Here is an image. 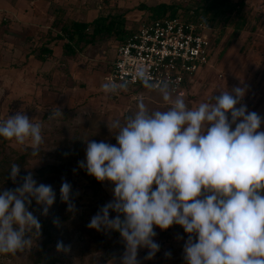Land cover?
I'll return each mask as SVG.
<instances>
[{"label": "rangeland", "instance_id": "obj_1", "mask_svg": "<svg viewBox=\"0 0 264 264\" xmlns=\"http://www.w3.org/2000/svg\"><path fill=\"white\" fill-rule=\"evenodd\" d=\"M210 1L0 0V121L23 111L30 119L39 118L33 122L41 123L44 137L40 156H32L27 146L0 138V187L17 186L8 179V169L18 163L20 176L31 172L37 184L51 185L56 193L47 216L41 214L43 206L32 202L29 210L42 227L40 235L32 237L31 249L16 255L0 254V264H120L125 251L120 235L105 247L106 232L87 227L99 209L113 199V185L98 182L79 168L78 162L85 160L86 140L116 144L117 129L110 131L107 122H123L137 110L139 99L149 110L166 107L157 91L145 87L134 89L130 85L116 95L101 90L126 35H118L116 29L134 30L154 16L152 7L165 3L177 6L176 12L192 11L208 18L213 29L209 65L179 95L186 104L194 107L220 91L239 86L246 89L241 103L264 119V0H228L217 8L213 19V9H205ZM75 21L90 23L89 34L95 26L109 21L116 28L90 45L69 43L75 53L68 55L63 47L67 39L56 35H62L63 27ZM49 41L52 52L40 61L38 50ZM58 107L64 115L49 119ZM260 130L264 131V123ZM48 167L53 171L46 170ZM64 180L72 185L74 212L60 199ZM57 218L58 226L53 223ZM154 231L160 250L152 259H145L148 249H139V264H186L183 246L188 235L183 228L173 225L166 230L155 227ZM58 242L70 246V251H57Z\"/></svg>", "mask_w": 264, "mask_h": 264}, {"label": "clouds", "instance_id": "obj_2", "mask_svg": "<svg viewBox=\"0 0 264 264\" xmlns=\"http://www.w3.org/2000/svg\"><path fill=\"white\" fill-rule=\"evenodd\" d=\"M137 78L157 91L166 107L149 110L139 99L137 110L123 122H107L110 131L117 129L116 144L86 140L79 168L113 185V199L87 227L120 234L125 243L120 264H139L141 248L148 249L145 259H152L160 250L154 228L173 225L188 235L186 264H264V119L241 103L246 89L220 91L189 107L182 96L173 97L169 82H152L142 68ZM127 87V81L108 80L101 90L116 95ZM62 115L58 107L48 118ZM38 119L23 111L8 115L0 121V138L40 156L42 125L33 122ZM20 172V164L12 163L8 179L17 186L0 187V254L30 250L42 227L29 210L33 200L47 216L56 199L51 185ZM72 197V185L62 181L60 199L69 212L76 211ZM57 251L69 252L70 246L58 242Z\"/></svg>", "mask_w": 264, "mask_h": 264}, {"label": "built area", "instance_id": "obj_3", "mask_svg": "<svg viewBox=\"0 0 264 264\" xmlns=\"http://www.w3.org/2000/svg\"><path fill=\"white\" fill-rule=\"evenodd\" d=\"M212 31L208 18L192 11L145 20L118 46L108 79L143 88L137 78L142 68L152 82L167 81L173 94L181 95L211 61Z\"/></svg>", "mask_w": 264, "mask_h": 264}, {"label": "trees", "instance_id": "obj_4", "mask_svg": "<svg viewBox=\"0 0 264 264\" xmlns=\"http://www.w3.org/2000/svg\"><path fill=\"white\" fill-rule=\"evenodd\" d=\"M228 0H211L207 6L205 7V9H213V16H209L210 19H213L215 17V15L217 14L216 12H218V7H221L224 3H227ZM243 2V0H241V3ZM168 9H170L169 11H167ZM176 9L177 6H169L165 3H161L157 6H154L151 8V10H154V16L153 17H158L164 13L170 12L171 14L176 13ZM219 12L223 13L225 11L223 10H219ZM152 17V18H153ZM90 26V23L88 22H83V21H75L72 22L69 26H64L63 27V34L62 35H56V38L58 39H63L66 38L67 42L66 44L63 45V47L66 50V54L71 55L73 53H75V49L72 45H70L69 43L71 42H80L83 43L84 45H90L93 44L98 38H103L102 36L105 35H109L111 34V32H113L115 30V26L113 21H109L105 26L104 25H97L93 28L92 32L89 34L86 30L88 29V27ZM116 32L118 33V35L120 34H126L125 37L122 39V41H124V39L128 36V34H130L132 31L131 30H119L116 29ZM123 35V36H124ZM49 42H47L46 44H44L43 47H41L38 50L37 53V58L40 61H44L45 60V54H51L52 49L51 47H49ZM43 53V54H42ZM136 89V88H134ZM53 167H48L46 170H51L53 171ZM115 213H110V218H114ZM155 230V228H154ZM118 235H120L118 232L115 231H111V232H106V234H104V243L105 247H107V245L110 243V241H112V239L114 237H117ZM46 242H48V240H45L42 244V247H45ZM43 256L45 255V251H42ZM41 261V258L39 259ZM40 261H36L37 263Z\"/></svg>", "mask_w": 264, "mask_h": 264}]
</instances>
